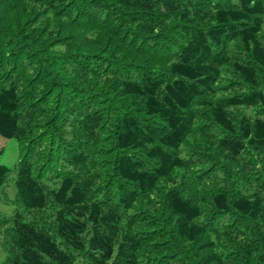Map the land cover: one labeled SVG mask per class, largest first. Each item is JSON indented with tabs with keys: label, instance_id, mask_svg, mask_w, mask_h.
Listing matches in <instances>:
<instances>
[{
	"label": "trees",
	"instance_id": "obj_1",
	"mask_svg": "<svg viewBox=\"0 0 264 264\" xmlns=\"http://www.w3.org/2000/svg\"><path fill=\"white\" fill-rule=\"evenodd\" d=\"M0 136L3 264H264V0H0Z\"/></svg>",
	"mask_w": 264,
	"mask_h": 264
},
{
	"label": "rangeland",
	"instance_id": "obj_2",
	"mask_svg": "<svg viewBox=\"0 0 264 264\" xmlns=\"http://www.w3.org/2000/svg\"><path fill=\"white\" fill-rule=\"evenodd\" d=\"M22 151L17 141L12 138H3L0 136V162L8 165L10 171L7 181L3 185L0 195V218L5 222L0 226V264H3L8 255L10 242L7 239L6 227L11 225V216L15 212L24 214L25 219H29L30 214L26 211L23 203L17 196V166Z\"/></svg>",
	"mask_w": 264,
	"mask_h": 264
}]
</instances>
